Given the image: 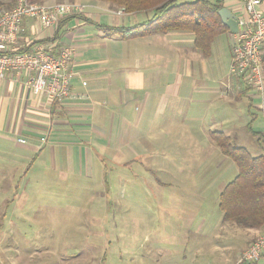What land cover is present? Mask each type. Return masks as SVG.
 I'll list each match as a JSON object with an SVG mask.
<instances>
[{
  "label": "crops",
  "instance_id": "obj_1",
  "mask_svg": "<svg viewBox=\"0 0 264 264\" xmlns=\"http://www.w3.org/2000/svg\"><path fill=\"white\" fill-rule=\"evenodd\" d=\"M218 1L239 17L245 0ZM39 3L73 4L81 11L48 29L25 19L14 49L71 47L70 93L62 101L47 102L30 92L29 74L0 78V173L8 167L13 174L23 172L24 180L39 170L64 174L84 167L102 173L105 158L122 165L159 151L154 142L162 140L167 124L180 127L182 137H206L211 147H216L212 132L232 141L234 126L242 125L264 149V132L256 127L259 116L264 120V100L229 75L231 33L221 35L227 44L215 50L216 37L204 55L193 47L189 32L122 38L109 31L145 23L151 12L127 14L91 0ZM260 48L264 55V41ZM262 73L264 78V60ZM215 126L218 130H212ZM250 231L252 240L259 237V230ZM258 262L264 264V256Z\"/></svg>",
  "mask_w": 264,
  "mask_h": 264
},
{
  "label": "rangeland",
  "instance_id": "obj_2",
  "mask_svg": "<svg viewBox=\"0 0 264 264\" xmlns=\"http://www.w3.org/2000/svg\"><path fill=\"white\" fill-rule=\"evenodd\" d=\"M218 38L215 50L227 44ZM261 117L256 127L264 132ZM164 127L154 142L159 151L122 165L105 158L102 173L39 170L24 180L7 167L0 173V264H237L255 233L223 223L218 209L236 166L206 137ZM234 128L233 144L261 155L243 126Z\"/></svg>",
  "mask_w": 264,
  "mask_h": 264
},
{
  "label": "built area",
  "instance_id": "obj_3",
  "mask_svg": "<svg viewBox=\"0 0 264 264\" xmlns=\"http://www.w3.org/2000/svg\"><path fill=\"white\" fill-rule=\"evenodd\" d=\"M260 0H245L242 12L237 17V31L231 34L229 75L241 80L263 101L264 78L262 73L264 41V14ZM81 11L73 4L45 5L29 0H16L15 6L0 13V78L6 73L30 75L26 85L34 96L44 97L47 102L62 101L70 93L71 47H62L56 52L51 48L36 45L25 53H15L22 23L33 19L41 28L56 25L60 18ZM24 144L23 140H18ZM264 256V234L252 241L242 252L237 264H256Z\"/></svg>",
  "mask_w": 264,
  "mask_h": 264
},
{
  "label": "trees",
  "instance_id": "obj_4",
  "mask_svg": "<svg viewBox=\"0 0 264 264\" xmlns=\"http://www.w3.org/2000/svg\"><path fill=\"white\" fill-rule=\"evenodd\" d=\"M39 3L41 0H29ZM112 4L127 14L151 12V18L131 28L110 29L122 38L143 37L173 31L189 32L193 47L209 54L212 41L228 33L218 12L222 9L218 0H95ZM16 0L0 1V13L9 11ZM28 50L15 53H25ZM264 60V55H263ZM210 138L221 154L231 160L237 175L219 194L218 209L223 223H232L245 229H264V149L252 157L246 149L233 144L221 132H212Z\"/></svg>",
  "mask_w": 264,
  "mask_h": 264
},
{
  "label": "water",
  "instance_id": "obj_5",
  "mask_svg": "<svg viewBox=\"0 0 264 264\" xmlns=\"http://www.w3.org/2000/svg\"><path fill=\"white\" fill-rule=\"evenodd\" d=\"M218 15L222 24L227 28L229 33L234 34L237 31V17L225 8L219 10Z\"/></svg>",
  "mask_w": 264,
  "mask_h": 264
}]
</instances>
